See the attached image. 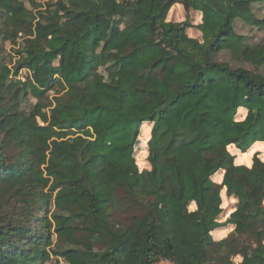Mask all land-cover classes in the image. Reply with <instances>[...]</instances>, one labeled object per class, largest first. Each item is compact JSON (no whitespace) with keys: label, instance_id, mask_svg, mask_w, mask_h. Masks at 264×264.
Segmentation results:
<instances>
[{"label":"trees","instance_id":"obj_1","mask_svg":"<svg viewBox=\"0 0 264 264\" xmlns=\"http://www.w3.org/2000/svg\"><path fill=\"white\" fill-rule=\"evenodd\" d=\"M44 1L0 0V264H264V76L217 61L264 0Z\"/></svg>","mask_w":264,"mask_h":264},{"label":"rangeland","instance_id":"obj_2","mask_svg":"<svg viewBox=\"0 0 264 264\" xmlns=\"http://www.w3.org/2000/svg\"><path fill=\"white\" fill-rule=\"evenodd\" d=\"M24 3L29 10L38 12V10H43V9L35 10L36 5L42 6V4L43 5L46 4V1L35 0L34 1L35 6L31 4L30 0H24ZM253 13L257 18H263L264 17V4L253 6ZM168 21L177 22V23L189 21L194 27H196L200 24V16L198 13L194 11L185 10V8L182 5L178 4V5H175L170 11L169 16H168ZM235 31L238 35L242 36L245 39V43L250 47H258V46L264 45V30L258 29L256 27L248 26L242 21H237L235 23ZM188 35L191 38H195L199 40L201 39V34L198 30H196V28L189 29ZM22 44H23V40L20 39L18 40L17 46H12V45L6 46L8 57L13 56V62H15V60L17 59L15 53L17 51H20ZM217 61L227 63L234 69L245 68L256 74H260L264 76V66L256 67L250 64L249 62H245L244 60H241L238 55H234V53L229 50L223 51L222 53H220L219 56L217 57ZM35 103L36 101L33 98H29L27 107L32 106ZM138 148L139 146L136 147V154H135L136 163L140 171L149 170L150 166L147 162L148 154L145 150L143 149L138 150ZM231 149L234 151L233 147H231ZM258 150L260 152L259 158L262 161H264V145L255 147L253 150V153H255ZM234 153L236 152L234 151ZM244 156L245 155L237 154V157H236L237 165L249 166L252 164V160H251L252 156H250L249 158L250 160L249 164H248V160H245ZM213 180L214 182L217 181L216 179H213ZM223 201H224V205H223L224 212L220 216V221H219L221 223L225 222L229 218V216L236 210V207H237V201L235 202L234 199H224ZM142 213H143L142 210L130 209L126 214H124V216L129 218L133 215H141ZM234 230H235L234 226H227L225 228H220L212 233L213 239L216 242H220L222 240L232 238V234L234 233L233 232ZM251 244H253V239L250 236L248 235H237L236 236L235 245L237 246L238 252H241L244 246L249 247ZM54 260L55 259H52L47 264H55ZM231 260L233 263L239 264L242 261V258H241V255H237V256H233ZM165 264H171V263L169 261H165Z\"/></svg>","mask_w":264,"mask_h":264},{"label":"built area","instance_id":"obj_3","mask_svg":"<svg viewBox=\"0 0 264 264\" xmlns=\"http://www.w3.org/2000/svg\"><path fill=\"white\" fill-rule=\"evenodd\" d=\"M156 264H165V261L163 260V261H160V262H158Z\"/></svg>","mask_w":264,"mask_h":264}]
</instances>
